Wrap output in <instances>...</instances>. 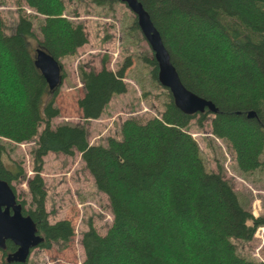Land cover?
I'll list each match as a JSON object with an SVG mask.
<instances>
[{
	"label": "trees",
	"instance_id": "16d2710c",
	"mask_svg": "<svg viewBox=\"0 0 264 264\" xmlns=\"http://www.w3.org/2000/svg\"><path fill=\"white\" fill-rule=\"evenodd\" d=\"M90 1L109 5L119 0ZM137 1L156 28L182 87L210 102L215 111L204 107L183 112L164 87L159 117L126 118L118 138L107 137L105 144H89L83 124L51 127L50 120L58 115L56 89L48 90L34 67V48L60 65L58 58L74 54L87 38L81 23L60 16L62 0H24L43 16L39 38L29 16L19 14L10 33L4 32L0 19V137L23 142L37 135L31 151L34 174L25 181L28 207L16 200L21 213L42 236L38 246L69 240L68 220L47 221L39 172L47 152L70 156L76 151L95 188L105 194L111 214L104 234L90 222L81 233V264H264L239 255L233 243L249 240L264 217H253L238 202L219 167L204 168L195 141L184 131L191 119L201 124L211 114L210 133L226 142L238 170L252 172L261 165L264 0ZM133 24L137 27L135 16ZM141 60L160 84L152 54ZM104 62L105 57L98 70L78 67L82 94L76 104L83 121L97 119L111 96L125 91L122 77L130 61L125 59L116 71ZM13 164L9 169L0 163V179L9 185L23 175L20 165ZM14 250L5 241L1 251L6 255Z\"/></svg>",
	"mask_w": 264,
	"mask_h": 264
},
{
	"label": "rangeland",
	"instance_id": "374dc122",
	"mask_svg": "<svg viewBox=\"0 0 264 264\" xmlns=\"http://www.w3.org/2000/svg\"><path fill=\"white\" fill-rule=\"evenodd\" d=\"M64 9L61 17L74 23H81L87 41L74 54L58 58L64 76L56 87L54 105L58 115L50 120L51 127L60 123L83 124L87 130L89 144H105L107 137L119 136L120 123L129 117L145 120L159 117L163 108L166 89L149 75L148 66L141 57L151 56V51L139 29L134 26V14L120 1L109 5H97L90 0H62ZM19 14L29 16L36 37L42 15L26 5L24 0H0V19L4 32L10 33ZM105 57L107 69L116 71L125 59L122 80L125 91L113 94L103 106L97 119L83 121L76 100L82 94L78 78V67L98 70ZM201 124L191 119L184 131L195 141L206 170L216 171L231 184L238 202L253 217H264V150L261 165L252 172H241L234 163L233 153L223 139L210 133L209 118ZM41 130V125L37 133ZM37 135L31 140L14 142L0 137V163L14 169L19 164L22 177L10 182L16 200H24L28 207L30 195L26 179L34 174L32 149ZM44 188V209L47 221L53 223L66 219L72 227V235L65 244L52 243L48 248L36 246L30 249L23 264H81L83 250L79 239L90 222L97 233L104 234L111 222L108 201L93 183L90 174L80 160L79 153L72 155L47 152L42 157L39 172ZM236 251L246 258L264 262V224L258 225L247 241L233 240ZM5 255L0 250V264H5Z\"/></svg>",
	"mask_w": 264,
	"mask_h": 264
},
{
	"label": "water",
	"instance_id": "95a60500",
	"mask_svg": "<svg viewBox=\"0 0 264 264\" xmlns=\"http://www.w3.org/2000/svg\"><path fill=\"white\" fill-rule=\"evenodd\" d=\"M134 14L137 27L147 42L158 68V81L172 95L174 105L183 112L203 110L214 112L212 104L186 91L180 84L176 72L169 62L168 54L160 36L148 14L137 0H119ZM33 65L39 71L48 90H53L61 82L58 62L41 48H34ZM251 112L247 114L250 116ZM43 238L37 233L34 222L21 213L10 185L0 179V250L5 249V241H10L15 250L5 256L7 263H25L30 249L36 247Z\"/></svg>",
	"mask_w": 264,
	"mask_h": 264
},
{
	"label": "flooded vegetation",
	"instance_id": "af4514ba",
	"mask_svg": "<svg viewBox=\"0 0 264 264\" xmlns=\"http://www.w3.org/2000/svg\"><path fill=\"white\" fill-rule=\"evenodd\" d=\"M42 241H43V240H42ZM40 243H41V242H40ZM40 243H39V244H40ZM39 244H38V245H39ZM38 245H37V246H38ZM7 254H8V253H7ZM7 254H6V255H7ZM6 255H5V256H6Z\"/></svg>",
	"mask_w": 264,
	"mask_h": 264
}]
</instances>
